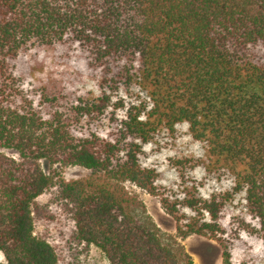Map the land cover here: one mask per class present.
Returning a JSON list of instances; mask_svg holds the SVG:
<instances>
[{
	"label": "trees",
	"instance_id": "obj_1",
	"mask_svg": "<svg viewBox=\"0 0 264 264\" xmlns=\"http://www.w3.org/2000/svg\"><path fill=\"white\" fill-rule=\"evenodd\" d=\"M48 51L76 70L25 87ZM84 75L99 95L76 88ZM132 89L141 100L113 101ZM182 123L203 155L176 161L179 197L159 191L139 155ZM70 165L90 173L65 181ZM196 169L228 175L231 188L200 195ZM126 182L160 196L176 236L163 238ZM53 188L70 239L109 264H193L180 240L217 238L239 194L240 226L264 244V0H0V264H58L34 232L33 207Z\"/></svg>",
	"mask_w": 264,
	"mask_h": 264
},
{
	"label": "rangeland",
	"instance_id": "obj_2",
	"mask_svg": "<svg viewBox=\"0 0 264 264\" xmlns=\"http://www.w3.org/2000/svg\"><path fill=\"white\" fill-rule=\"evenodd\" d=\"M56 55L53 51L42 52L39 55L43 61L41 69L32 79L26 80L24 86L30 88L39 84L40 80L49 77L59 78L64 71L73 73L76 70L75 66L60 63ZM77 65L80 69V63ZM75 84L79 91H90L95 96L100 94L96 80L87 75L82 76V79ZM119 100L124 105L131 104V102L141 100V96H138L135 89L128 93L121 90L113 96L115 103ZM117 115H122V111H117ZM107 124L106 119L104 126L106 127ZM98 129L99 133L104 134V128L98 127ZM2 151L14 157L17 155L12 149H2ZM202 155V144L191 137L188 124L182 123L176 125L172 132L166 130L159 132L152 142L146 143L139 155V160L143 166L154 168L158 172L156 184L159 191L174 196L178 194L182 197L181 177L176 161ZM40 164L45 173H51L53 167L47 160L42 159ZM89 173L88 169L79 165H70L60 169V177L65 181L84 178ZM191 176L195 178L194 184L198 188V193L204 197L213 192L228 190L232 185L230 177L226 174L219 177L217 174H207L202 169H196L191 172ZM125 185L138 195L145 206L146 214L158 227L163 238L168 240L171 236H176L175 222L162 207L160 196L150 194L129 182ZM242 198V194L235 195L231 204L226 208L225 215L220 219L223 233L218 232L217 238L192 234L180 240L191 256L193 264H222V253L225 250L229 252L232 264H264L263 241L256 234L240 226L238 219L240 216H245ZM37 204L39 210H36V205L33 207L34 232L36 235L45 237L53 245L58 256V264H109L98 247L90 245L87 249H83L80 244L70 239L61 205L56 200L55 188L40 195L37 198ZM179 208L185 218L194 214L192 210L184 206H179ZM2 262H4V257L0 252V263Z\"/></svg>",
	"mask_w": 264,
	"mask_h": 264
}]
</instances>
